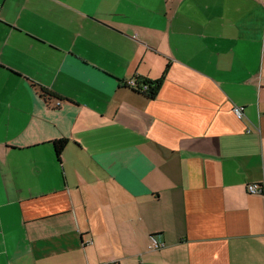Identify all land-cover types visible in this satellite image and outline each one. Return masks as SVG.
<instances>
[{
	"label": "crops",
	"instance_id": "0c3cea01",
	"mask_svg": "<svg viewBox=\"0 0 264 264\" xmlns=\"http://www.w3.org/2000/svg\"><path fill=\"white\" fill-rule=\"evenodd\" d=\"M112 261L264 264V0H0V264Z\"/></svg>",
	"mask_w": 264,
	"mask_h": 264
},
{
	"label": "trees",
	"instance_id": "16d2710c",
	"mask_svg": "<svg viewBox=\"0 0 264 264\" xmlns=\"http://www.w3.org/2000/svg\"><path fill=\"white\" fill-rule=\"evenodd\" d=\"M167 69H168V64L164 67L160 77L155 79V80H146V79L141 80L139 78H134L135 88H130V89L132 91L138 93V94L144 95L147 98H150V99L153 98L156 94V91H157L162 79L164 78V76L167 72ZM141 84L147 85V89L145 91L141 90V88H140ZM125 86L128 87L126 84H125ZM39 94L47 100L48 94L46 93L45 90L40 89ZM66 143H67V139H65V138L55 139V140L51 141V144H52V147L54 150V154H55L56 159L58 161H60V156H61V153H62Z\"/></svg>",
	"mask_w": 264,
	"mask_h": 264
},
{
	"label": "built area",
	"instance_id": "2783aa9c",
	"mask_svg": "<svg viewBox=\"0 0 264 264\" xmlns=\"http://www.w3.org/2000/svg\"><path fill=\"white\" fill-rule=\"evenodd\" d=\"M125 84L129 87V88H135V80L134 78H131L129 80H127L125 82ZM141 90H146L147 89V85L146 84H141L140 85ZM57 105L59 104L58 102L56 103ZM232 112L235 115L236 118L241 119L244 115V107L243 106H234L232 108ZM247 191L249 193H257L260 190H258L257 186L254 184H247L246 186ZM164 246V244L162 242H157L156 240H151L150 244L148 245V249L151 250H158L160 248H162ZM110 264H119L116 261H112Z\"/></svg>",
	"mask_w": 264,
	"mask_h": 264
}]
</instances>
